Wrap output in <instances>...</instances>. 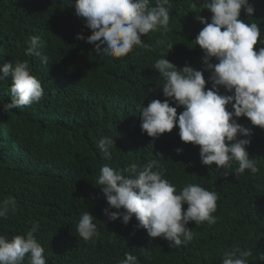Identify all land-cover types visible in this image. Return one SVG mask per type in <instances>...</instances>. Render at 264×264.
<instances>
[{"label":"trees","instance_id":"trees-1","mask_svg":"<svg viewBox=\"0 0 264 264\" xmlns=\"http://www.w3.org/2000/svg\"><path fill=\"white\" fill-rule=\"evenodd\" d=\"M202 3L170 0L167 31L145 34L148 49L134 47L115 58L98 56L93 45L76 39L91 30L71 0H0V65L28 61L44 89L39 102L5 112L12 99L11 79L0 82V201H16L15 212L0 218V235L11 239L36 226L33 235L47 264H120L126 253L137 257V264H222L226 252L238 250L252 253L249 264H264L259 259L264 255V129L237 118L251 129L250 137L238 138L250 140L246 151L258 171L236 174L235 161L227 169L203 165L199 146L183 142L176 126L158 138L140 127V108L151 100L169 99L176 106L163 96V78L153 67L162 54L178 68L203 71L204 53L195 39L204 25L195 17L210 22L211 13ZM249 3L253 15L242 10L239 18L257 23L264 39V0ZM31 36L39 38L40 56L26 55ZM262 46L258 42L254 48ZM203 75L207 90L210 72ZM181 111L177 106V115ZM104 136L114 140L109 156L98 146ZM152 159L160 161L164 178L177 190L198 184L218 196L216 223L189 222L193 239L186 245L149 237L135 217L125 225L103 214L109 206L96 183L101 166L123 172L136 164L139 170ZM84 212L96 219L98 231L87 241L76 230ZM23 264H29L27 256Z\"/></svg>","mask_w":264,"mask_h":264},{"label":"clouds","instance_id":"clouds-1","mask_svg":"<svg viewBox=\"0 0 264 264\" xmlns=\"http://www.w3.org/2000/svg\"><path fill=\"white\" fill-rule=\"evenodd\" d=\"M71 3L75 14L91 30L87 37L77 34L76 39L93 45L98 56L121 58L134 47L148 49L150 46L143 42L142 36L161 29L167 31L170 20V0H155L154 6L152 0H71ZM202 8L211 17L210 22L202 16L195 17L204 25L195 43L204 53L203 71L210 72L211 87L206 90L203 71L189 65L178 68L162 54L153 67L163 78V96L176 106H170L169 99L151 100L140 108V127L149 137L158 138L176 126L183 142L199 146L203 165L227 169L235 161L236 174L245 170L256 173L257 161L246 151L250 140L238 138L250 137L251 129L238 123L237 118L246 117L253 126L264 129V46L254 48L258 42L264 45L261 28L255 22L246 23L239 18L242 10L249 17L253 15L249 0H203ZM26 43V55H41L38 37L31 36ZM167 47L171 50L173 44ZM213 58L215 63L210 62ZM42 62L47 63V57H42ZM9 78L12 99L6 103L5 112L30 106L43 97L42 84L33 75L28 61L0 65V82ZM221 88L231 94H222ZM177 106L183 107L179 115ZM113 145L109 136L102 137L98 144L106 156ZM176 152L180 154L182 149L177 148ZM96 183L109 206L103 209L109 221L119 218L127 225L135 217L137 227L145 229L149 237H161L173 246L186 245L193 239L187 227L189 222L216 223L213 215L217 208L216 192L198 184L177 190L164 178L158 159L149 160L139 170L132 164L123 172L104 164ZM15 210L14 199L0 201V218ZM94 220L89 212L79 218L76 230L85 241L98 235ZM35 231L36 226L11 239L0 235V264H23L26 256L29 264H47L44 248L33 235ZM251 255L248 250L226 252L222 264H249ZM259 259L264 261V255ZM120 264H137V257L126 253Z\"/></svg>","mask_w":264,"mask_h":264}]
</instances>
